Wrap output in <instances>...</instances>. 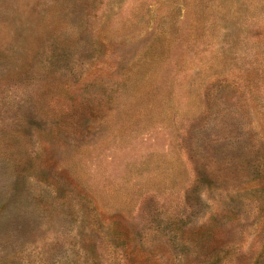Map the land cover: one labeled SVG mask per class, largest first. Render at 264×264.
Instances as JSON below:
<instances>
[{"label":"rangeland","instance_id":"obj_1","mask_svg":"<svg viewBox=\"0 0 264 264\" xmlns=\"http://www.w3.org/2000/svg\"><path fill=\"white\" fill-rule=\"evenodd\" d=\"M0 264H264V0H0Z\"/></svg>","mask_w":264,"mask_h":264}]
</instances>
